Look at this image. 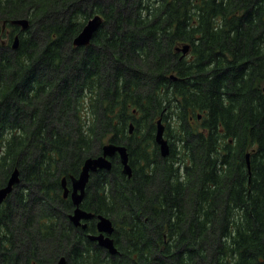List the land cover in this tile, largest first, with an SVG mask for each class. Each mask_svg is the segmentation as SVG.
I'll list each match as a JSON object with an SVG mask.
<instances>
[{"label": "trees", "instance_id": "16d2710c", "mask_svg": "<svg viewBox=\"0 0 264 264\" xmlns=\"http://www.w3.org/2000/svg\"><path fill=\"white\" fill-rule=\"evenodd\" d=\"M106 143L133 175L115 157L82 208L113 222L116 256L95 220L71 223L61 185ZM17 169L0 264H264V0H0V189Z\"/></svg>", "mask_w": 264, "mask_h": 264}, {"label": "water", "instance_id": "95a60500", "mask_svg": "<svg viewBox=\"0 0 264 264\" xmlns=\"http://www.w3.org/2000/svg\"><path fill=\"white\" fill-rule=\"evenodd\" d=\"M103 19L97 15L83 28L82 32L75 38V47L88 46L93 40L95 34L101 28ZM13 25L21 27L23 31H26L30 27L29 20L19 19L12 22ZM19 47V37L14 40L13 49L17 50ZM190 51V45H183L176 48V52L182 53L185 57ZM164 125L159 120L157 123V133L155 136L156 144L159 146L161 155L167 157L170 155V146L168 141L164 138ZM130 132H133V126L130 128ZM119 156L121 164L123 165V172L128 177L132 176V168L129 163V154L125 146L116 145L113 143L105 144L102 148V155L98 157L88 158L82 167V170L78 177L71 179V187H67L66 179L62 181V188L64 189V198H70L75 210L70 215V221L76 226H82L83 229L87 228L86 224H82V221H89L94 218L92 213H89L81 208V204L84 201L86 194V187L89 183L91 174L98 171L105 170L110 171L112 169V158ZM19 171L16 170L10 177L7 185L0 189V204H2L7 197L12 193L14 186L19 183ZM98 235H90L91 241L97 242L102 248L107 249L112 255L117 254V250L114 246V241L109 237L114 232L112 221L104 216H98L97 221ZM59 264H67L65 258H61Z\"/></svg>", "mask_w": 264, "mask_h": 264}, {"label": "bare ground", "instance_id": "6f19581e", "mask_svg": "<svg viewBox=\"0 0 264 264\" xmlns=\"http://www.w3.org/2000/svg\"><path fill=\"white\" fill-rule=\"evenodd\" d=\"M95 16H97V15H95ZM95 16H94V17H95ZM99 16H101V15H99ZM94 17H92V18H94ZM92 18H91V19H92ZM101 18H103V17L101 16ZM91 19H90V20H91ZM88 21H89V20H88ZM81 32H82V31H81ZM81 32H80V33H81ZM74 40H75V39H74ZM92 41H93V40H92ZM92 41H91V43H92ZM91 43H90L88 46H90ZM73 46H74V41H73ZM88 46H84V47H88ZM74 47H75V46H74ZM75 48H83V47H75ZM126 148H127V147H126ZM127 149H128V148H127ZM101 155H102V154H101ZM90 158H91V157H90ZM247 159H248V162H249V155L247 156ZM86 160H87V159H86ZM86 160H85V161H86ZM112 164H113V158H112ZM82 167H83V166H82ZM112 167H113V166H112ZM131 168H132V167H131ZM17 170H18V169H17ZM81 170H82V169H81ZM111 170H112V169H111ZM111 170H110V171H111ZM15 171H16V170H15ZM15 171H14V172H15ZM18 171H19V170H18ZM101 171H105V170H101ZM110 171H107V172H110ZM98 172H99V171H98ZM98 172H97V173H98ZM97 173L91 174V177H92V175H95V174H97ZM79 174H80V173H79ZM125 175H126V174H125ZM132 175H133V170H132ZM78 176H79V175H78ZM78 176H77V177H78ZM126 176H127V175H126ZM91 177H90V179H91ZM127 177H128V176H127ZM131 177H132V176H131ZM131 177H129V178H131ZM72 178H75V177H71L69 181H68V179H67L66 177L62 178V180H61V185H62V181H63V179H66V181H67V187L70 188L68 185L71 183V179H72ZM18 182L20 183V172H19V181H18ZM89 182H90V180H89ZM19 183H17V184L14 186L12 193L14 192L15 187H16ZM88 184H89V183H88ZM87 186H88V185H87ZM63 192H64V189H63ZM12 193H11V194H12ZM11 194H10V195H11ZM10 195H9V196H10ZM86 195H87V187H86L85 198H86ZM9 196L7 197V199L9 198ZM63 196H64V194H63ZM7 199H6V200H7ZM6 200H5V201H6ZM5 201H4V202H5ZM4 202H3L2 204H0V206L3 205ZM87 212H88V211H87ZM89 213H91V212H89ZM92 214H94V213H92ZM71 215H72V214H71ZM82 224H86V225H87V224H88V221H82ZM73 225H74V224H73ZM74 226H75V225H74ZM90 235H96V234H89V236H90ZM89 236H88V238H89ZM109 237L114 241L113 235H110ZM89 240H90V239H89ZM90 241H91V240H90ZM92 242H94V241H92ZM96 243H97V242H96ZM114 246H115V248L117 249V247H116V245H115V241H114ZM101 248H102V247H101ZM104 249H105V248H104ZM105 250H107V249H105ZM62 258H65V259H66V263H67V258H66V257H62ZM59 261H60V260H59ZM58 264H59V262H58Z\"/></svg>", "mask_w": 264, "mask_h": 264}, {"label": "flooded vegetation", "instance_id": "af4514ba", "mask_svg": "<svg viewBox=\"0 0 264 264\" xmlns=\"http://www.w3.org/2000/svg\"><path fill=\"white\" fill-rule=\"evenodd\" d=\"M6 44H7V43H6ZM6 44H5V45H6ZM68 186H69V187H71V185H70V184H69ZM67 199H68V200H70V198H67ZM6 201H7V200H6ZM6 201H5V202H6ZM70 201H71V200H70ZM5 202H4V203H5ZM73 211H74V210H73ZM73 211H72V213H71V214H73ZM71 214H70V215H71ZM69 217H70V216H69ZM71 223H72V222H71ZM72 224H73V223H72ZM75 227H76V226H75ZM77 228H78V227H77ZM88 236H89V235H88Z\"/></svg>", "mask_w": 264, "mask_h": 264}, {"label": "rangeland", "instance_id": "374dc122", "mask_svg": "<svg viewBox=\"0 0 264 264\" xmlns=\"http://www.w3.org/2000/svg\"><path fill=\"white\" fill-rule=\"evenodd\" d=\"M120 160V159H119Z\"/></svg>", "mask_w": 264, "mask_h": 264}]
</instances>
